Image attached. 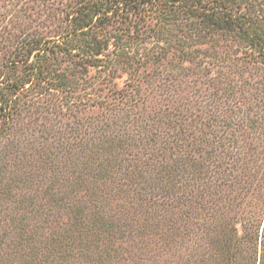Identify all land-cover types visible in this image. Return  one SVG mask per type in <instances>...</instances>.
Here are the masks:
<instances>
[{
	"label": "rangeland",
	"instance_id": "obj_1",
	"mask_svg": "<svg viewBox=\"0 0 264 264\" xmlns=\"http://www.w3.org/2000/svg\"><path fill=\"white\" fill-rule=\"evenodd\" d=\"M116 1L0 0V264H260L264 0Z\"/></svg>",
	"mask_w": 264,
	"mask_h": 264
},
{
	"label": "trees",
	"instance_id": "obj_2",
	"mask_svg": "<svg viewBox=\"0 0 264 264\" xmlns=\"http://www.w3.org/2000/svg\"><path fill=\"white\" fill-rule=\"evenodd\" d=\"M110 0H97V5H94L92 10H95L94 15L98 14H104L106 17H109V14L111 13V10L113 7L109 6ZM224 4H222L223 7H233L236 5L235 0H223ZM130 3H133V7H137V4L139 3L135 1H131ZM122 0H117L115 6L118 10H123L122 7ZM194 15V14H192ZM185 16V17H184ZM182 17V22H184L187 25L193 26L194 24H200L203 25L205 28H209L214 31H224L229 33H234L238 35L241 38L250 39L251 41H255V39L258 37V35H253L251 32V23L247 24V20L243 17V15H237L233 16L232 14H224L221 11L218 12L216 15H210V14H203L198 17H194L191 15H184ZM92 18H90L91 20ZM89 20V22H90ZM86 24V23H84ZM83 24V25H84ZM260 264H264V229L262 233V240H261V256H260Z\"/></svg>",
	"mask_w": 264,
	"mask_h": 264
}]
</instances>
